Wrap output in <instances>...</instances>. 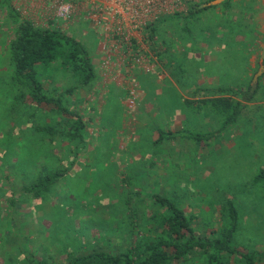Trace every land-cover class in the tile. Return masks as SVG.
<instances>
[{
  "label": "rangeland",
  "instance_id": "374dc122",
  "mask_svg": "<svg viewBox=\"0 0 264 264\" xmlns=\"http://www.w3.org/2000/svg\"><path fill=\"white\" fill-rule=\"evenodd\" d=\"M12 2L36 26L80 40L97 76L89 86L65 95L69 110L85 125L80 143L66 136L75 131V118L22 98L8 56L15 26L0 10V264H30L31 254L49 258L50 264H67L71 255L94 247L113 255L125 253L140 237L156 235L157 226L146 216L140 218V210L149 216L157 208L152 199L156 193L174 200L201 236H218L214 230L226 217L224 204L233 201L240 217L241 250L264 249V190L254 183L264 168V73L258 81V103L252 105L253 125L236 126L207 143L196 142L188 136L210 134L222 119L201 105L198 112L187 109L181 91L170 84L183 69V28L193 23L164 21L152 36L146 32L145 62L129 69L119 37L99 27L104 17L93 0ZM106 46L112 56L108 69L103 65ZM262 64L264 59L258 61L254 78ZM54 76V82H45L46 90L63 93L74 86L66 73ZM249 86L250 82L231 85L237 87L229 92L234 102L243 99L238 92ZM130 90H135L134 103ZM166 90L176 100L161 99ZM38 125L56 128L60 135L51 138ZM157 129L173 130L171 138L160 143ZM180 132L183 137L176 135ZM57 171L67 174L48 194L35 198L27 192L38 177ZM134 202L141 206L138 214L131 209ZM170 264L202 263L187 257ZM230 264L243 263L233 259Z\"/></svg>",
  "mask_w": 264,
  "mask_h": 264
},
{
  "label": "trees",
  "instance_id": "16d2710c",
  "mask_svg": "<svg viewBox=\"0 0 264 264\" xmlns=\"http://www.w3.org/2000/svg\"><path fill=\"white\" fill-rule=\"evenodd\" d=\"M214 1L216 0H201L198 4L190 3L186 13H176L166 20L168 22L185 21L187 24L189 18L215 8L216 6L211 5ZM230 1L225 0L222 4ZM0 10L7 12L8 19L15 26V32L8 47V56L13 67L12 80L19 86L18 90L21 91L22 98H28L38 108L52 105L58 114L75 118L76 128H72L75 131L67 132L66 136L72 140L79 139L82 143L83 135L80 132L85 127L84 122L78 114L69 110L65 95L74 93L77 88L89 86L96 79V69L87 47L80 40L61 30L36 26L21 15L12 0H0ZM154 32L155 30L150 33L151 36ZM56 73L64 75L66 73L72 77L74 86L63 93H52L46 90L45 82H54ZM261 78H264V75ZM260 88L261 85L256 84L249 86L246 92H238V94H241L244 102L250 103L255 101ZM204 103L211 104L222 114L224 122L220 133L227 131V127L236 123L245 108L242 102H234L225 97L210 99ZM50 111H53V108ZM37 128L39 131L49 133L51 138L60 135L56 128H43L39 125ZM214 135V133L191 134L188 138L207 143ZM169 136L170 134L161 132L159 140L163 141ZM66 174V171L43 174L30 184L27 192L35 198H42ZM254 183L264 190V168L258 170ZM152 199L157 208L149 216L140 210V218L146 216L151 224L157 226L154 238L140 237L134 247L117 255L103 250L102 247H94L86 254L71 255L67 264H170L187 257L198 258L199 263L202 264H230L233 259H239L243 264L264 262V249L246 253L238 245L240 217L233 201L226 200L223 207L226 217L224 222L214 230L218 236L213 237L197 235L191 226V218L169 196L156 193ZM134 203L131 209L138 214L141 206ZM48 259H39L31 254L29 263L50 264Z\"/></svg>",
  "mask_w": 264,
  "mask_h": 264
},
{
  "label": "crops",
  "instance_id": "0c3cea01",
  "mask_svg": "<svg viewBox=\"0 0 264 264\" xmlns=\"http://www.w3.org/2000/svg\"><path fill=\"white\" fill-rule=\"evenodd\" d=\"M115 1L93 0L101 8H104V6H117ZM222 3L214 5L216 6L215 8L188 19V23H193V25L190 24L191 30L189 28L184 30L183 28V33L187 34V36L182 34L184 40L186 39L185 45H181L180 66L183 68L182 73L180 78L176 79V82L172 79L170 80V84L176 90L181 91L183 103H185L184 105L187 109H194L198 112L202 110L198 107V105H201L212 111L211 114L222 119L218 126L219 129L209 132L210 134H215L210 140L220 138L222 134L229 132L231 128L236 126L249 127L253 125L252 117L254 113L252 112V105L258 103V101L250 103L243 100L239 101L244 104L245 108L236 123L227 127V131L223 133L219 132L224 122L222 114L211 104L204 103V101L220 97L235 101L229 92L237 87H231V85L241 87L250 82L251 87L255 86L254 73L256 71L254 69L257 67L258 61L260 59L263 60L261 54L264 51V0H231L227 4ZM188 9L189 7H186L179 14L186 13ZM167 18H170V16L161 20H166ZM91 19L94 18L92 17ZM161 20L151 24L145 29V32L151 35L150 33L161 25ZM181 22L184 26L187 25L185 21ZM98 24L99 27H102L104 26V21L100 20ZM136 38L140 42L144 41L143 35L137 34ZM240 68H242L241 72L238 73ZM226 83L230 86L223 88L222 86ZM237 83L240 85H237ZM210 92H216L217 94ZM161 99L174 101L176 97L173 92L166 90L164 97ZM156 131L159 134V138L161 132L170 134L166 138L169 139L173 130L157 129ZM182 132L176 135L183 137ZM173 137L177 138L175 135ZM159 142L161 143L160 140Z\"/></svg>",
  "mask_w": 264,
  "mask_h": 264
},
{
  "label": "built area",
  "instance_id": "2783aa9c",
  "mask_svg": "<svg viewBox=\"0 0 264 264\" xmlns=\"http://www.w3.org/2000/svg\"><path fill=\"white\" fill-rule=\"evenodd\" d=\"M117 6L97 7L96 11L104 17V34L119 37L120 44L127 55L126 67L129 69L145 62L143 57L144 41H138L137 34L145 35L154 22L183 11L190 3H201V0H116ZM107 59L103 65H110L112 56L104 48ZM135 90H130L129 99L135 101ZM132 107V106H131Z\"/></svg>",
  "mask_w": 264,
  "mask_h": 264
},
{
  "label": "water",
  "instance_id": "95a60500",
  "mask_svg": "<svg viewBox=\"0 0 264 264\" xmlns=\"http://www.w3.org/2000/svg\"><path fill=\"white\" fill-rule=\"evenodd\" d=\"M225 0H216L213 3H211V5H218L222 2H224ZM262 58L264 59V51L262 53ZM264 73V65L261 66V70L258 72L257 76L254 78V85L258 84L259 78L260 76H262Z\"/></svg>",
  "mask_w": 264,
  "mask_h": 264
}]
</instances>
